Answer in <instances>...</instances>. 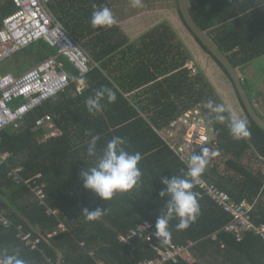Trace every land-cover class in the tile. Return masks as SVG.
<instances>
[{"label": "trees", "instance_id": "1", "mask_svg": "<svg viewBox=\"0 0 264 264\" xmlns=\"http://www.w3.org/2000/svg\"><path fill=\"white\" fill-rule=\"evenodd\" d=\"M93 5L109 7L105 0H54L49 4L66 31L98 64L83 76L87 87L80 95L74 94L78 71L43 40L0 63V73L18 75L16 55L33 66L55 57L72 80L64 92L29 113L19 128L0 132L1 152L9 153L8 163L23 166L25 177L41 173L46 184L47 206L38 203L28 186L15 184L8 178V165L0 164V212L10 222L7 228L0 224V249L8 248L10 253L19 249L28 264H137L153 258L155 252L144 241L135 239L129 246L122 245L118 236L143 220L155 226L170 199L159 195L166 190L162 178L171 179L187 172L159 131L178 114L195 106L202 109L209 123V110L203 103L213 100L224 104L201 70L191 74L185 67L192 57L168 22L156 25L140 40L129 44L117 24L108 29L91 27ZM176 5L186 28L232 83L227 70L187 26L178 0ZM186 5L194 23L234 68L241 71L242 66L264 57V0H232L231 3L229 0H186ZM14 11L11 1L0 0V26ZM112 62L122 66L118 76L111 75ZM133 63L136 66L131 67ZM130 78L136 85L152 83L144 101H131L125 96ZM240 78L254 111L264 121L250 96L251 84L245 77ZM105 86L115 91L117 100L109 104L105 99L104 111L93 116L87 111L85 101ZM234 90L248 121L251 138L235 141L227 124L209 123L214 139L207 147L218 150L219 155L211 158L205 176L236 202L248 201L252 205V222L264 224V131L249 116L235 87ZM44 113L54 117L63 135L39 143L38 138L46 129L36 128L35 120ZM89 129L101 137L98 152L113 137H123L129 142L126 150L130 154L142 155L138 165L142 171L140 187L106 202L83 187L79 172L96 162L95 157L87 155L91 137L85 132ZM199 205L200 215L187 230L177 231L178 219L169 225L172 242H194L195 261L191 264H264L261 235L248 232L238 242L223 229L229 222L228 214L207 199L199 200ZM48 207L57 213H48ZM99 207L111 211L99 221H87L83 210L94 211ZM60 222L65 224V229L56 231ZM19 225L24 232H31L33 238H40L37 249L25 246L17 236ZM51 231L56 232L50 235Z\"/></svg>", "mask_w": 264, "mask_h": 264}, {"label": "built area", "instance_id": "2", "mask_svg": "<svg viewBox=\"0 0 264 264\" xmlns=\"http://www.w3.org/2000/svg\"><path fill=\"white\" fill-rule=\"evenodd\" d=\"M11 1L15 11L2 20L0 26V63L13 57L33 43L43 40L57 54L66 58L78 71V79L74 90L80 95L83 86V76L98 64L90 59L80 44L66 31L62 23L53 15L49 8L50 0H1ZM187 68L194 73L192 61L186 63ZM72 80L63 66L55 57H49L35 64L27 71L15 75L11 72L0 73V132L6 129H17L25 117L42 107L43 104L57 94L64 92ZM20 100V103L15 104ZM36 128H45L46 132L38 138V142H45L51 138L63 135L54 117L44 113L35 120ZM166 145L186 167L184 160L191 155H198L202 147H207L214 139L213 130L205 119L199 106L192 107L174 117L166 127L159 131ZM9 153L1 152L0 137V164L8 165L6 176L15 184L26 185L39 204L46 205V184L41 173L25 177L24 168L20 165L8 163ZM201 184L193 191L199 194L198 200L207 199L220 210L229 215V222L224 230L241 241L248 232L259 234L264 238V224H254L250 211L252 205L245 199L236 202L232 196L209 180L205 173L201 177ZM48 213L56 214V210L48 207ZM0 224L5 228L10 222L0 212ZM59 230L65 229V224L57 225ZM18 237L25 246L37 249L41 242L39 237L33 238L31 232H24L18 226ZM156 228L149 220H143L118 236L122 245H131L135 239L144 241L154 252L153 258H147L137 264H177L184 262L191 264L195 261L192 254L194 242L188 240L185 244L161 243L157 239ZM215 237V236H213ZM65 264V263H61Z\"/></svg>", "mask_w": 264, "mask_h": 264}, {"label": "clouds", "instance_id": "3", "mask_svg": "<svg viewBox=\"0 0 264 264\" xmlns=\"http://www.w3.org/2000/svg\"><path fill=\"white\" fill-rule=\"evenodd\" d=\"M231 3L232 0H229ZM133 8L143 7V0H130ZM91 17V27L111 28L116 26L118 21L112 10L103 6L93 5ZM105 99L109 104L115 103L117 96L115 91L108 87H102L95 91L85 101L87 111L96 116L104 111ZM203 107L209 110L211 119L209 123L227 124L231 137L235 141H243L251 138L248 121L239 116L234 109L224 104H217L213 100H207ZM86 136H90L88 142L87 155L95 157V165L83 169L79 172L83 180V187L91 190L103 201H111L118 194L122 195L131 192L134 188L141 186L142 171L138 167L142 155L139 152L130 154L126 148L128 140L123 137H113L106 147L98 152L97 144L101 137L93 134L91 129L86 130ZM219 151H213L208 147H202L200 155L192 154L190 159L184 160L187 165V172L171 179L162 178V183L166 185V190L159 193L161 198L170 197L165 203L166 212L160 214L156 222L155 235L161 243L171 242L170 222L178 219L177 231L187 230L196 222L200 215L199 194L193 191L201 184V177L205 173L212 157L218 156ZM111 210L99 207L94 211L87 208L83 210V215L89 222L101 220ZM0 264H28V261L21 257L20 250L16 249L10 253L8 248L0 249Z\"/></svg>", "mask_w": 264, "mask_h": 264}, {"label": "crops", "instance_id": "4", "mask_svg": "<svg viewBox=\"0 0 264 264\" xmlns=\"http://www.w3.org/2000/svg\"><path fill=\"white\" fill-rule=\"evenodd\" d=\"M105 1L107 2V4L109 5V8L114 13L116 20L118 21L117 25L120 27L124 35L127 37L129 44L135 43L136 41L140 40V38L144 34H146L149 30H151L156 25L162 22H165V21L169 22L164 18V10H167V9L164 7L160 8V5L163 0H143L144 6L140 8H133L130 4V0H105ZM52 2H54V0H50L49 4ZM167 12L170 13L171 20L173 22L174 21L176 22V28H178L180 33H182L180 34L178 31L174 29V32L176 33L178 39L180 40L181 37L188 38V39L190 38L191 40H194L195 42L196 41L195 38L193 37L191 33H188V29H186V26L181 20L179 13L175 18V16H172L173 14L170 11H167ZM194 44L192 43V41H190V45L192 47H194ZM259 59L264 60V57L259 58ZM259 59H256L252 61L251 63ZM251 63H248L242 66L241 71L237 69L239 73L241 74V77L245 76V79L247 80H249L248 79L249 77H247L246 74H248L249 72L253 73V70H250ZM134 65L136 66V64L134 63L131 64V67H133ZM121 68L122 66L117 65V62H112L110 69L113 70V72H111V75L118 76L121 73ZM146 68H149L150 71L152 70V67H148V65H146ZM251 76H255V75L251 74ZM115 78H118V77H115ZM82 80H83L82 86H83V89H85L87 87V84L84 81V79ZM151 85L152 83L136 85V83H134L131 79L128 85L129 91L126 92L125 96L131 101H138V102L144 101L145 98L149 96L150 94V93H147V89L151 87ZM252 94H253L252 99H253V103L255 107L257 108L259 113L264 117V86L259 83L257 87H255V89L252 88ZM237 100H238V97H237ZM256 101H259L261 104L258 103V106H257ZM223 103L226 106H228L229 104L227 101L226 102L224 101ZM239 116H241V114Z\"/></svg>", "mask_w": 264, "mask_h": 264}, {"label": "rangeland", "instance_id": "5", "mask_svg": "<svg viewBox=\"0 0 264 264\" xmlns=\"http://www.w3.org/2000/svg\"><path fill=\"white\" fill-rule=\"evenodd\" d=\"M166 8L167 10H164V18L169 21L168 23L172 27V29L179 32L178 28H176V22L171 20L170 11L173 15H178L177 5L175 0H163L160 8ZM187 29V28H186ZM187 31V30H186ZM180 33V32H179ZM188 33L190 31L188 30ZM182 34V33H180ZM191 35V34H190ZM181 42L183 43L184 47L191 53L192 60H188L186 63L192 61L194 63L195 71L197 72V69L201 70L203 75L206 77V79L213 84V87H215V91L217 92L218 96L221 98V100L224 102H228V106H230L232 109L236 111L238 115L241 114L243 118H245V113L243 111V108L239 101L237 100V96L235 94V90L227 77L224 70L219 66V64L214 60V58L207 53L200 44L194 40H191L190 38H182ZM190 41L194 44V47L190 45ZM18 59L17 65V72L18 74L23 73L30 69L33 65L27 61L23 60L21 55H16V60ZM186 65V64H185ZM187 68V66H185ZM250 70H253V73L249 72L246 74L247 77H249V85L251 84V87L255 89L257 85L260 83L264 86V60L259 59L250 65ZM238 71V70H237ZM239 73V71H238ZM191 74H195L193 71H191ZM251 74H254L255 76H251ZM241 76V74L239 73ZM245 77V76H243ZM250 96H252V91L250 90ZM258 103L261 104L259 101H256V104L258 106ZM260 106V105H259ZM264 118V117H263ZM73 191H76L73 190ZM92 197V196H91ZM90 197V199H91ZM56 231H59L57 229ZM56 231H51L50 235L54 234Z\"/></svg>", "mask_w": 264, "mask_h": 264}, {"label": "water", "instance_id": "6", "mask_svg": "<svg viewBox=\"0 0 264 264\" xmlns=\"http://www.w3.org/2000/svg\"><path fill=\"white\" fill-rule=\"evenodd\" d=\"M179 10L186 22L187 26L194 33V35L202 42V44L208 49V51L223 65L227 70L234 87L236 88L239 97L243 103V106L249 116L254 120V122L264 131V121L256 114L252 104L250 103L246 92L242 86V81L240 75L237 71V68H234L229 60L224 56L218 48L208 39L205 32L200 30L198 26L192 20L186 5V0H178Z\"/></svg>", "mask_w": 264, "mask_h": 264}]
</instances>
